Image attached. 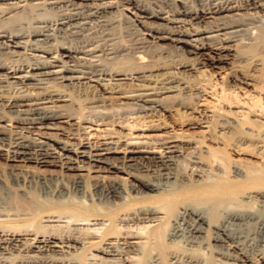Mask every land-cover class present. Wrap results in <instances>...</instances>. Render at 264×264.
<instances>
[{
    "label": "bare ground",
    "instance_id": "6f19581e",
    "mask_svg": "<svg viewBox=\"0 0 264 264\" xmlns=\"http://www.w3.org/2000/svg\"><path fill=\"white\" fill-rule=\"evenodd\" d=\"M224 64L228 90L256 91L245 121L183 101ZM263 115L264 0H0L1 264H264ZM166 117L263 166L211 179L219 158L200 139L124 130ZM240 125L258 137L232 143Z\"/></svg>",
    "mask_w": 264,
    "mask_h": 264
},
{
    "label": "rangeland",
    "instance_id": "374dc122",
    "mask_svg": "<svg viewBox=\"0 0 264 264\" xmlns=\"http://www.w3.org/2000/svg\"><path fill=\"white\" fill-rule=\"evenodd\" d=\"M143 1V0H142ZM116 18L118 20H124L125 17L124 15H119L117 14L116 15ZM120 27V26H119ZM117 29V32H125L126 29H125V26L124 25H121V27ZM255 31V30H254ZM256 32V31H255ZM119 33V34H121ZM121 39H119L120 42L119 45H123V44H126V43H129L131 38L129 35H125V36H120ZM124 37V38H123ZM125 37H127L125 39ZM124 40H123V39ZM182 55L184 54H181L179 56L182 57ZM185 56V55H184ZM183 56V57H184ZM133 57V56H132ZM131 56L127 57V59H129V62H132L135 58L132 59ZM132 59V60H131ZM133 63H135L133 61ZM228 65L224 64V66H221L219 68H216V67H207V70L205 71V74H204V78L207 79L206 80V83H207V89L205 91V94L203 96H201V98H194V96L190 97V96H186L183 98V101L186 103V104H189V105H195V106H201V107H205L206 108V111H213L214 114L221 116L219 117L220 119L223 117V118H229V117H232V118H236L238 120V122H241V121H245V119L247 117H245L246 115L243 114V111L247 108H245V105H246V102H245V105H243V102L244 101H247V99L253 97L256 95V91H253V89H251L250 86H245L246 89H248V92H246V94L242 93V91L244 92L245 90H242V91H238V89L236 90H232L230 91V89L228 90L227 88L232 85V84H239V82L237 81H230V77H229V73H227L228 71ZM243 85V84H242ZM224 96V103L225 105L221 102V100L219 99V96ZM227 99V100H226ZM169 100V99H168ZM170 101V100H169ZM169 103V102H168ZM228 106V107H227ZM244 108V109H243ZM229 110H231L229 112ZM240 111L237 116L232 112V111ZM232 112V113H231ZM261 113V111H259V114ZM86 114H89V112H86ZM96 112H92L91 115H95ZM208 114H213L212 112H209ZM262 114V113H261ZM257 116V115H255ZM264 116V115H263ZM216 117V116H215ZM212 117L214 119H211L212 121V124L214 125L213 127V131L215 132L217 129H218V121L216 120H220L218 118V116L216 117ZM256 118V117H255ZM259 118V117H257ZM260 119L263 120L264 122V117H260ZM166 122H167V125L166 127H162L160 129H157V130H144L143 132V129H137V130H133L131 127H137V128H142L144 125H143V122L140 121V122H135L134 126H129L130 124L126 125V128L127 129H124L126 132H128V134L130 135L131 132H134L135 133H144V134H150L151 135V138L153 139H159L160 140H165L166 138H168L169 136H174V134H176L177 136H192L193 139L195 140H198L200 139V141H203V144L205 145H210V147L214 150H212V155L214 158L218 159V163H217V168L218 170L214 171V168L212 169L211 167L209 166H204V170H205V174L206 176H209L211 177V179L214 178L215 176V173H219L220 175H225L226 177H230L231 175V171H232V168H233V165L234 164H238L237 166H241L242 169H251L253 167H256V166H260L263 164H261L259 161H260V157H257L256 156V150L255 149H251V148H246V149H237L236 152L232 151V147L230 146H223L221 147L222 145H220L219 143H217L214 139H211L210 138V135L211 133H208L206 131V128L204 127H201L200 125H194V126H190V125H180L181 122L179 120H170L169 118H165ZM174 120V121H173ZM247 120V119H246ZM176 122V124L174 123ZM138 123V124H137ZM141 124V125H140ZM165 126V125H164ZM174 126V128H173ZM237 131L235 132V134H233L232 136V139H231V142L234 143L236 142V140H252L258 136L260 137H263L264 136V125L261 126L260 128V132L258 134V136H256L255 134H252V133H249L246 129V127H244L243 125L239 126L236 128ZM131 130V132H130ZM173 130V131H172ZM130 132V133H129ZM183 134H182V133ZM172 134V135H170ZM182 134V135H180ZM237 136V137H236ZM249 137V138H248ZM227 141V140H226ZM230 147V149L228 148ZM219 148V149H218ZM225 149V150H224ZM223 151V152H222ZM227 151V152H226ZM216 155V157L214 156V154ZM223 159H222V158ZM189 158L185 157L183 163H181V166L182 168H185V169H189L190 166H191V163L190 161H188ZM233 162V163H232ZM259 162V163H258ZM233 164V165H232ZM253 165V167H252ZM209 167V168H208ZM187 169V170H188ZM0 170L1 171H5L7 170V168L5 167V161L3 159L0 158ZM220 170V171H219ZM216 178V177H215ZM14 191V190H13ZM11 192L12 194V197H16V194H15V191L14 192ZM14 193V194H13ZM37 193V192H36ZM29 197V196H28ZM33 198V195L31 196ZM40 197H36V195L34 196V198L32 200H34L36 203H39L40 206L43 205V204H51L53 203L54 201L52 200L51 201V198H49L50 201H48L47 199H44V202H41L43 200V198H40ZM39 199V200H38ZM22 202V201H21ZM20 202V205L22 204V208L26 206V204L28 203H25L24 201V205H23V202L21 203ZM89 202L88 200L86 201V203ZM247 204H250L251 206L254 205L256 206L255 203H247ZM109 205V204H108ZM46 206V205H44ZM96 205H94L95 207ZM24 207V208H25ZM262 210L264 211V208H262ZM45 223V222H44ZM137 228V227H136ZM46 230H55V231H62V232H67L69 230V226L67 224H62V225H57L56 227L53 226V225H50V226H46ZM180 246L182 245V242H179ZM178 243H176V246L178 245V247L183 250V246L182 248L179 246ZM94 248H90L88 249L90 252H95L93 250ZM185 251H190V252H193L191 249H184ZM89 251H86V253H88ZM188 251V252H189ZM196 253V251H194ZM203 251L201 252H197V253H201V255L205 256L210 252L209 249H205V251L202 253ZM85 253V254H86ZM205 253V254H204ZM85 254H82L80 257L83 259V257L85 256ZM17 255V256H16ZM145 256V255H144ZM144 256L142 257H138L135 255V257L132 259V262L133 264H146V263H149L151 258L148 256H145L147 258H143ZM208 257V255H207ZM20 258V254L18 253H15L14 256H11L10 259H9V263L7 264H15L16 260H18ZM142 258V259H140ZM145 261H144V260ZM166 258H164L165 260ZM210 260V259H209ZM118 262H121V261H117ZM2 263V259L0 258V264ZM117 263H113V264H117ZM163 264H170L168 263L167 259L165 260V262H162ZM111 264V263H110ZM120 264V263H119Z\"/></svg>",
    "mask_w": 264,
    "mask_h": 264
}]
</instances>
